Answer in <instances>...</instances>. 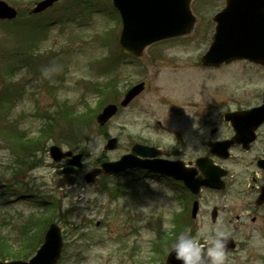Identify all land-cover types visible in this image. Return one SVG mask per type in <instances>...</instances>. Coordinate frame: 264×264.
I'll return each instance as SVG.
<instances>
[{
    "label": "rangeland",
    "instance_id": "obj_1",
    "mask_svg": "<svg viewBox=\"0 0 264 264\" xmlns=\"http://www.w3.org/2000/svg\"><path fill=\"white\" fill-rule=\"evenodd\" d=\"M6 1L24 10L25 17L22 20H25L30 19L27 10L33 7L36 0ZM69 1L67 4L75 6L80 17L82 8H77V5L83 0ZM91 2L97 4L99 9H110L109 0ZM224 5L225 0H192L191 6L197 16L193 32L148 47L144 56L134 64L126 65L120 59V63L116 62L119 70L112 74L111 67L115 62L111 63L108 59L117 52L118 44L114 40L118 35L115 28L118 27L119 32L120 26L108 11L93 13L85 19V24H56L43 33L32 66L3 78V82L0 80V96L15 100L12 103L5 100L2 109L9 113L0 118V221L3 222L0 232L15 248H19L21 243L18 227L30 223L28 218L39 209L40 196L51 195L59 202V209L72 211L65 220H62L60 213L55 214L56 218L60 216L57 220L65 239L59 264H139L140 261L141 264H165L163 252H155L152 248V241L157 240V228L154 227L161 221L163 231L171 234V219L174 212L180 210L176 200L180 186L169 180L148 178L135 173L110 176L107 184L101 177L94 183H87L85 174L96 167L101 158H120L130 151L132 143L139 138L163 136L164 145L174 143V130L184 124L173 116L168 122L169 127L162 130L158 126V119L162 120L175 107L174 103L165 99L169 92L166 82L173 81L174 76H181L182 72L186 71V78L192 77L199 103L206 98L204 96L215 93L226 94L230 99L228 103L232 105L238 101L255 104L262 99L264 66L261 64L244 59L217 68L196 66L212 39V16ZM49 14L45 15L50 19L57 15L55 10ZM33 29L29 25L23 28L19 23L12 25L0 21V47L9 48L15 42L17 44L27 40L37 31L35 27ZM108 29H111L112 35L106 43L99 35ZM154 53L160 58H153ZM181 63H186L185 69ZM139 66H143L141 71ZM114 73L118 74V87L111 89L102 99L97 87L108 83ZM143 80L149 88L129 106L122 107L103 128L99 126L96 115L102 106L109 102L119 103L124 97V91ZM57 103L70 106L66 110L74 111L70 120L75 122L70 121L68 124L63 120L61 125L66 129L55 130L53 138L47 142L43 165L26 174L13 176L15 155L10 140L5 136L9 121L15 120L27 135L35 136L44 122L42 115ZM62 107L65 108L64 105ZM88 108L94 114L83 115ZM112 136L118 137V147L105 149L108 138ZM71 140H80L78 150L86 152L84 160L89 161L90 167L84 164L75 174V183L66 186L59 173L66 161L53 162L48 148L58 144L67 149ZM22 185L26 186V193L20 196L24 192ZM115 187H120L124 193L114 196ZM73 226L79 230L73 229ZM203 230H199L197 238L202 236ZM261 246L264 247L254 240L248 247L258 256L264 252ZM134 247L137 251L132 254ZM244 259L242 251L240 255L225 258V264H243ZM251 261L252 264H261L260 257Z\"/></svg>",
    "mask_w": 264,
    "mask_h": 264
},
{
    "label": "flooded vegetation",
    "instance_id": "obj_2",
    "mask_svg": "<svg viewBox=\"0 0 264 264\" xmlns=\"http://www.w3.org/2000/svg\"><path fill=\"white\" fill-rule=\"evenodd\" d=\"M153 58L160 56L154 53ZM185 64L181 63L183 69L186 68ZM185 72H179L181 76L178 74L173 81L166 82L169 92L165 99L174 103L175 107L162 120L158 119V126L162 130L169 127L168 122L173 116L184 124L174 130V143L164 145L163 136L154 139L143 137L137 142L159 148L158 157L177 161L194 171L196 177H204L198 165L200 162L211 166L212 174L216 167L225 170V187L222 189L204 186L198 193L189 189L178 191V215L186 213L189 232L193 237L200 229H212L219 222L236 244L235 249L225 252V258L240 255L243 251V264H252L251 259L257 257L264 264V252L257 256L248 247L254 240L264 245V199L261 198L264 189V117L258 115L234 120L227 117L230 113L241 115L258 107L264 99L255 104L238 101L232 105L228 103L230 99L226 94L215 93L204 96L206 98L199 103L196 85L192 77L186 78ZM230 141L232 143L227 149L216 150V145L227 146ZM182 183L179 182L180 185ZM195 203L198 206L196 216L193 215ZM261 250L264 247L261 246ZM1 254L0 251V259Z\"/></svg>",
    "mask_w": 264,
    "mask_h": 264
},
{
    "label": "water",
    "instance_id": "obj_3",
    "mask_svg": "<svg viewBox=\"0 0 264 264\" xmlns=\"http://www.w3.org/2000/svg\"><path fill=\"white\" fill-rule=\"evenodd\" d=\"M57 0H43L33 9L40 12L51 6ZM120 10L123 27L120 34V45L127 53L140 54L146 45L154 41L188 33L193 29L195 17L189 7L190 0H113ZM17 10L6 1L0 0V19H13ZM217 30L209 51L203 56L205 64L217 65L223 61H232L239 58L264 64V0H228L227 7L215 16ZM143 89V84L132 88L122 105H127ZM118 106L108 104L97 116L100 125H104L116 114ZM264 105L250 115L262 112ZM117 145V138H111L106 149H113ZM134 151L142 155L155 156L158 152L153 148L137 144ZM50 154L55 161L70 157V166L62 170L68 176L76 170L75 166L82 167L83 152L74 154L72 150L63 151L60 146L52 145ZM147 168L161 172L176 179L184 180L193 191H198L202 184L217 186L216 180L208 175L206 179L195 178L194 173L186 171L176 162L167 160L138 159L134 154L124 155L117 161H105L101 167H96L86 175L88 182L104 173H116L127 168ZM73 181V177L64 179ZM197 207L194 208L196 214ZM228 245L230 243L228 242ZM63 239L61 228L52 223L45 235V242L37 254L30 261H10L0 264H55L61 255ZM167 264H181L174 259V254L168 255Z\"/></svg>",
    "mask_w": 264,
    "mask_h": 264
},
{
    "label": "trees",
    "instance_id": "obj_4",
    "mask_svg": "<svg viewBox=\"0 0 264 264\" xmlns=\"http://www.w3.org/2000/svg\"><path fill=\"white\" fill-rule=\"evenodd\" d=\"M3 22L7 24L12 23V25L13 23H19L23 28H26L29 25L30 29L33 31V28L35 27L37 33L35 32L36 34H31V36L26 38L27 40L18 42L17 44L15 42V44L9 48L0 47V80H2V82L3 78L12 76V74L16 71L29 69L32 66L33 59H35V56L38 53L39 42H41L44 37L43 33L47 31L46 25L34 24V21L32 22L30 19ZM2 67L5 68L7 75L2 70ZM109 87L110 84H106L105 88L98 90L102 99L108 94ZM5 100L13 102L12 97H5L3 99L0 96V118H3L4 115L8 116L9 113L8 111L5 112V109H2L4 107V102H6ZM73 113L74 111L72 109L61 110V108L55 113L46 112L45 116H43L45 122L40 127L39 132L35 136L27 135L24 131L19 129L17 122L10 120L9 124L7 125L8 131L6 132L7 134H5V136L10 140L11 150L15 155L14 168L12 169L13 176L16 177L18 174L22 173L26 174L32 169L43 164L47 151L46 148L48 140L53 138V133L60 126V121L69 120ZM88 113H93V110L88 108L83 115H87ZM71 142L72 144H70L73 148H76L80 145L78 140H71ZM25 188L26 186L22 185V189ZM52 198H54V200H51ZM38 203L40 205V211L36 214H31L29 218L31 224L24 225V227H22V248L19 250L14 249L12 245H9L5 242L2 249L5 250L6 255H13V257H17L16 255L21 253L23 254V257H26L28 254L33 253L43 241L44 232L48 224L51 221L58 219L55 217V214L57 213L59 202L55 200V197L51 195L40 196ZM60 216L65 217L66 214H61Z\"/></svg>",
    "mask_w": 264,
    "mask_h": 264
},
{
    "label": "clouds",
    "instance_id": "obj_5",
    "mask_svg": "<svg viewBox=\"0 0 264 264\" xmlns=\"http://www.w3.org/2000/svg\"><path fill=\"white\" fill-rule=\"evenodd\" d=\"M83 163L90 167L89 161ZM229 232L219 223L214 228H204L202 239L193 237L189 230L181 231L166 249L181 264H224Z\"/></svg>",
    "mask_w": 264,
    "mask_h": 264
}]
</instances>
